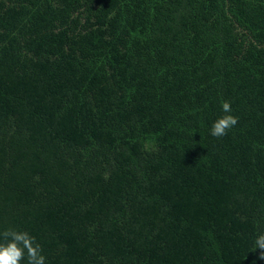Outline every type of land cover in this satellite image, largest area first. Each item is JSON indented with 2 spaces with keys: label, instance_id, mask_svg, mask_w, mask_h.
Masks as SVG:
<instances>
[{
  "label": "trees",
  "instance_id": "trees-1",
  "mask_svg": "<svg viewBox=\"0 0 264 264\" xmlns=\"http://www.w3.org/2000/svg\"><path fill=\"white\" fill-rule=\"evenodd\" d=\"M5 229L46 264H264V0H0Z\"/></svg>",
  "mask_w": 264,
  "mask_h": 264
},
{
  "label": "clouds",
  "instance_id": "clouds-1",
  "mask_svg": "<svg viewBox=\"0 0 264 264\" xmlns=\"http://www.w3.org/2000/svg\"><path fill=\"white\" fill-rule=\"evenodd\" d=\"M221 108L224 115L219 117L210 129V134L217 138L227 135V131L239 120L231 114L230 101H224ZM255 247L264 250V233L257 236ZM259 258L264 259V251H261ZM46 259L42 246L27 231L5 229L0 233V264H22L25 260L27 264H46Z\"/></svg>",
  "mask_w": 264,
  "mask_h": 264
}]
</instances>
